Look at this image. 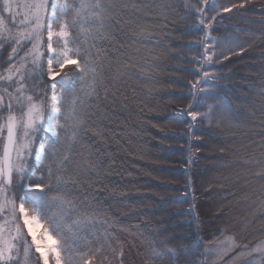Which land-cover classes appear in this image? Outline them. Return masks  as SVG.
<instances>
[{
  "label": "trees",
  "instance_id": "1",
  "mask_svg": "<svg viewBox=\"0 0 264 264\" xmlns=\"http://www.w3.org/2000/svg\"><path fill=\"white\" fill-rule=\"evenodd\" d=\"M120 2L138 7L119 14L115 40L101 53L107 67L121 72L114 84L105 78L107 96L99 88L86 104L89 125L101 133L85 141L97 169L73 193L79 200L87 197L89 210L112 225V245L124 255L109 252L108 259L214 264L204 247H214L218 237L234 236L249 249L264 243V180L256 175L264 169V0H247L239 11L216 16L209 33L218 42V58L205 70L207 83L200 74L204 24L199 20L207 24L216 15L213 4L241 0ZM198 7L204 8L203 17ZM228 37L245 50L230 52ZM69 69L57 79L58 89L71 88L75 73ZM208 105L214 109L211 122L192 119L190 113L203 114ZM53 140L47 132L39 144ZM46 168L47 159L32 162L24 177L36 181ZM100 243L103 239H93L94 246ZM165 246L177 255L155 259L152 249ZM231 255L216 264H226ZM248 259L264 264L256 253L237 264Z\"/></svg>",
  "mask_w": 264,
  "mask_h": 264
},
{
  "label": "snow or ice",
  "instance_id": "2",
  "mask_svg": "<svg viewBox=\"0 0 264 264\" xmlns=\"http://www.w3.org/2000/svg\"><path fill=\"white\" fill-rule=\"evenodd\" d=\"M202 3L207 5V0ZM246 3L247 0L224 6L213 4L211 10L216 15L209 18L206 26L211 29L216 16L234 9L239 11ZM137 7L120 0H78V3L52 0L51 4L49 0H17L15 5L13 0H3L0 11L8 14L12 27L8 26L4 15H0V50L6 45L11 49L7 71L0 73V82L11 87V90L9 87L0 89V108L7 112L0 117L3 121L0 123V140H3L0 150V221H3L0 223V264H28L30 254L34 253L39 254L40 264H111L109 252L113 257H123V249L112 245L109 232L112 225L89 210L85 203L87 197L79 200L73 193L87 185L97 169L85 141L90 135L99 137L101 133L89 125L86 104L91 97L97 96L99 88H103L107 96L105 78L110 77L114 84L121 72L120 68L113 71L107 67L106 57L101 53L105 45L115 40V29L121 22L119 14ZM195 11L204 16L203 7ZM199 23L205 24V19H200ZM16 27L21 30L14 32ZM206 39L211 43L203 45L201 55L205 64H211L217 57L215 44L218 42L210 33ZM226 39L233 54L237 48L241 53L245 50L235 38ZM28 45L31 47L25 51ZM219 55L228 58L223 51ZM68 65L75 66L69 69V73L75 75L71 88L66 91L57 88V77ZM35 72H43L51 81L48 131L54 140L50 144H40L36 153L39 163L47 159L46 171L36 181L25 183V159L31 152L33 134L45 110L44 99L36 100L27 92L26 80ZM203 77L207 83L209 73L203 72ZM207 107L203 114L190 113L192 119L200 116L211 122L214 109L212 105ZM256 175L264 180V169ZM14 182L23 189L19 197L11 191ZM42 222L47 227L38 240L34 226L38 230ZM7 224L11 225L10 229L6 228ZM93 239H103V243L94 246ZM217 240L218 243L211 242L214 247H204L205 254L214 258V264L231 253L234 255L226 264H237L253 257L254 253L264 261V243L249 249L247 244L237 242L231 235ZM152 255L164 260L175 257L177 251L165 246L159 250L153 248ZM247 264L261 262L248 259Z\"/></svg>",
  "mask_w": 264,
  "mask_h": 264
},
{
  "label": "rangeland",
  "instance_id": "3",
  "mask_svg": "<svg viewBox=\"0 0 264 264\" xmlns=\"http://www.w3.org/2000/svg\"><path fill=\"white\" fill-rule=\"evenodd\" d=\"M17 2V0H13V4L15 5V3ZM52 3V0H49V4ZM2 5H3V0H0V9H2ZM0 15H4L5 17V21L8 24V26L11 28L12 24L10 22V17L8 16L7 13H3L2 11H0ZM19 19V18H17ZM207 24H204V38H203V45L205 43H211L210 40L206 39V35L209 33V28L206 26ZM21 29H19L18 27L13 28V31H19ZM54 46H56V38L54 37ZM70 46V45H69ZM31 46L28 45L27 48H25L24 50L27 51L28 48H30ZM43 50V49H42ZM11 49L10 47H8L7 45L5 46V48L3 50H0V73H6L7 71V60H8V54L10 53ZM21 55H23V52H21ZM209 64H205L203 62V58L201 61V67H200V74L201 77H203V72H205V70L207 69ZM31 67V66H29ZM74 65H68L65 67V69L61 72V75L59 77H57V79H59L64 72H66L69 68H74ZM27 83V92L28 94H31L34 96V98L36 100H40L41 98L44 99V113H43V119L37 124L36 126V130L33 134V138H32V142H31V152L30 154L27 155L26 159H25V172L28 170V168L30 167V165L32 164V162H38L36 160V153L38 151V148L40 146L39 144V138L40 136H42L44 133H50L52 134L50 131H48V120H49V112L47 110V105H48V97L50 96V83L51 81L48 79V77L46 75H44L43 72H35L29 79L26 80ZM4 87H9V90H11V87L9 86V84L4 83V82H0V89L4 88ZM16 109V104L15 101H13V110ZM7 112H5L2 108H0V117L2 116H6ZM3 121L0 120V123H2ZM6 136V133H5ZM2 144H3V140H0V150H2ZM160 155H158L159 157ZM162 163V161H159L158 163H152L149 162L147 163L148 166H156V165H160ZM25 175V173H24ZM24 181L25 183H28L27 179L24 177ZM254 187V186H253ZM12 192H14L16 194L17 197H19L20 195L23 194V189L20 185L16 184L14 182L13 188L11 189ZM0 223H3V221H0ZM6 228H11L10 224L5 225ZM45 226L43 225V223H41V226L39 227V229H36V226H34V230L37 232V239H41L42 233L44 231ZM26 231V230H25ZM6 238H7V233L5 234ZM29 241L31 240V237H28ZM39 254L38 253H34V254H30L29 257V261L28 264H40L39 260H38Z\"/></svg>",
  "mask_w": 264,
  "mask_h": 264
}]
</instances>
